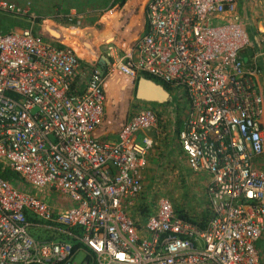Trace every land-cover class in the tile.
Instances as JSON below:
<instances>
[{
  "label": "built area",
  "instance_id": "1",
  "mask_svg": "<svg viewBox=\"0 0 264 264\" xmlns=\"http://www.w3.org/2000/svg\"><path fill=\"white\" fill-rule=\"evenodd\" d=\"M0 11L29 21L0 32V164L18 177H0V264H264V0H147L143 34L101 45L93 62L59 42L57 24L80 26L90 12L40 18L6 1ZM248 19L258 46L250 66ZM118 75L133 96L148 75L185 99L178 145L206 179L203 226L163 196L145 218L139 206L159 109L140 101L116 141L95 137L104 78ZM44 190L61 199L49 203ZM29 214L72 242L37 241Z\"/></svg>",
  "mask_w": 264,
  "mask_h": 264
},
{
  "label": "rangeland",
  "instance_id": "2",
  "mask_svg": "<svg viewBox=\"0 0 264 264\" xmlns=\"http://www.w3.org/2000/svg\"><path fill=\"white\" fill-rule=\"evenodd\" d=\"M0 1L13 3L22 10L29 9L30 12L35 13L40 18L53 17L55 10L57 9H59L61 14H65L68 10L64 11L62 8H65L66 6L68 8L69 4L73 5L75 3L74 0ZM146 1L147 0H134L130 7L126 8L122 14L118 16L113 26L108 23L106 19L110 13L114 12L109 10L111 0L101 2L76 0V5L84 10L83 13L87 10L91 12V15L87 16L86 19H84L83 24H81V26H89L90 29H66L61 36V41L73 48L76 53L80 55V58L92 61L90 48L93 50L95 47H99L98 43L102 41L103 37L110 39L109 35L112 33H110L109 30L112 26L113 30H115V28L118 30L117 35L121 32H124V35H128L126 39H132V35L142 28V9L143 3ZM65 3L69 4L66 5ZM253 5V3H249L247 5V9L253 7ZM101 14L102 16L99 18V15ZM253 15L254 14L249 12V16L253 17ZM98 19L99 21L97 23ZM16 21L17 19L12 16V14L9 15V13H3L0 11V32H6L7 30H11V28L13 29V27H16L18 25ZM96 25L102 27L104 30L97 32L101 29ZM252 29V21L248 19V31L246 30L247 34L245 32V39L248 43L246 51H252L255 48L258 50V46L256 45L253 37ZM83 34L85 36L94 35L95 38L92 43L93 47L90 43H88L89 45H87V47L83 44ZM44 36L50 39V36L47 33H45ZM126 44L127 43H125V45ZM100 47V54H104L105 47ZM118 79L121 80L120 87L117 86L115 90L116 93H108V96L111 99H114L115 97V116L119 115L124 117L130 110L131 106H133V102L137 104L133 112L140 110L143 103L138 101L135 96H133L131 90H121V88H126L128 86V80H124L120 75H118L117 80ZM167 91L170 95L168 102L163 104L151 103L154 109L160 110L158 113L159 136L157 144L153 147L148 156L147 168H145L143 172L144 192L140 198L139 206L144 210L150 208L152 203H156V200L163 196L170 200L175 211L178 209L194 219L195 222L201 223L208 205L205 193L206 179L203 176L195 175L189 171L190 169H188L185 165L184 160L180 155L177 137V129L181 127V121L184 120V113L182 114V117H180V113H182L183 109L186 110V101L182 97V94L175 92L173 89ZM116 119L119 120L122 118L117 117ZM40 194L41 197L46 196L48 202L52 204H56V201L61 199V197L55 198L56 195L50 196L45 190L41 191ZM147 215L148 214L146 213L144 218ZM38 223L41 224V226L37 225L33 227V233L36 235L42 234L40 233V229H44L42 222ZM81 257L82 254H80L76 259L78 260Z\"/></svg>",
  "mask_w": 264,
  "mask_h": 264
},
{
  "label": "crops",
  "instance_id": "3",
  "mask_svg": "<svg viewBox=\"0 0 264 264\" xmlns=\"http://www.w3.org/2000/svg\"><path fill=\"white\" fill-rule=\"evenodd\" d=\"M130 0H127V2L123 5H121L120 3H118L116 5V7L112 10V11H115L116 13L119 14V16L122 14V12L127 8L128 6V2ZM64 11H67V8L63 7L62 8ZM77 11L76 8H73ZM59 10V9H57ZM56 12V10H55ZM86 12H90L89 10H87ZM5 13V12H3ZM79 13H83V12H79ZM91 13V12H90ZM55 14V13H54ZM11 15V14H9ZM91 15V14H90ZM14 16V15H12ZM102 14L99 15V18H101ZM16 19H17V26L16 27H13V29H19V28H26V27H29V21H27L25 18H20L18 16H14ZM11 19V18H10ZM86 19V17H85ZM142 28L140 30H138L136 33H134L132 35V39L134 38H138L140 37L143 32H144V22H145V16L143 14V11H142ZM62 21V20H61ZM61 21H58L57 24H58V29L61 31L60 33L63 34L64 33V30H69V29H76V30H84V29H90L89 26H79L77 24H71V23H64ZM84 21V20H83ZM99 19L97 20V23H98ZM83 24V23H82ZM97 26V25H96ZM99 27L101 30L100 31H97V32H101L102 30V27L100 26H97ZM49 28V27H48ZM12 29V28H11ZM52 29V28H50ZM53 30V29H52ZM9 31V30H7ZM45 31L46 30V27H45ZM45 33H49L48 31L45 32ZM124 32H121L119 33V35L116 36V40L121 42V43H124L125 41L129 40V39H126V37H128V35H124L123 34ZM50 34V33H49ZM51 35V34H50ZM84 35V34H83ZM94 35H90V36H83V44H85V46L87 47V45H89L88 43H90V45L93 47V42H94ZM59 42H62L61 39L59 40ZM63 43V42H62ZM103 45V43L101 44ZM100 45V46H101ZM95 47V49H93V52L91 51V60L92 62L95 61L97 59V53L100 54V48L101 47ZM256 48L252 51H246L245 54L243 55V59L245 61V63L250 66L251 63H252V60H251V56L256 53ZM78 54V53H77ZM101 55V54H100ZM80 56V55H79ZM258 65L260 67V70H261V74L258 78L259 80V85H260V89H261V92L264 96V57H260L258 60ZM105 61H103L101 64L99 63L98 65V68L104 72V69H105ZM118 76H113V77H108V78H104V86H105V89L107 90V92L110 94V93H116L115 90H116V87H120V82L121 80H117ZM117 80V81H116ZM126 88H121V90H125ZM115 96V95H114ZM111 101V102H110ZM136 105L134 102H133V106H131L130 110L126 113V115L124 117H121L119 115L115 116V111H114V108H115V97L114 99L110 98L109 97V100L108 102L106 103L105 105V119H104V124L102 127H100L96 132H95V137H97L99 140L101 141H116L117 140V137H118V132H119V129H120V125H121V122H123L125 120V118L127 116L130 115L131 112L134 111V108H136ZM162 107V106H160ZM119 112V111H118ZM184 112V109L182 111V113H180V117H182V114ZM122 118V119H119L117 120L116 118ZM264 121V119H263ZM182 124H183V121H181V128H182ZM180 128V130H181ZM263 166L264 167V156L261 158V161H260V164H259V167Z\"/></svg>",
  "mask_w": 264,
  "mask_h": 264
},
{
  "label": "trees",
  "instance_id": "4",
  "mask_svg": "<svg viewBox=\"0 0 264 264\" xmlns=\"http://www.w3.org/2000/svg\"><path fill=\"white\" fill-rule=\"evenodd\" d=\"M74 1H75V3L73 5H70L69 3H65L66 5L69 4L68 8L66 6L67 10H69L71 8H76L78 10V12H84L83 9L79 8L76 5V0H74ZM126 2H127V0H117V3H120L121 5L125 4ZM133 2H134V0H130L128 2L127 8L130 7V5ZM118 16H119V14L116 13L115 11L113 13H110L108 15V17L106 18L107 19V22L110 23V24H112L114 26V24H115L114 22L118 18ZM40 21H41V19L38 20V22H40ZM113 26L109 30L110 33H112V34L109 35V38L110 39H108L107 37H103L102 41L100 43H98V46H100L102 43L103 44L115 43V44H117L119 46H122V45L125 44V43H121V42H119V41L116 40V36H117V31L118 30L116 28H115V30H113ZM145 77L151 79V77L148 76V75H145ZM179 128H181V127H179ZM179 128L177 129V133H179V131H180ZM0 177L3 178V179H6V180H11V181L12 180H18V177L14 173H12L9 169H4L1 164H0ZM154 204H155V202L151 204V207L150 208H147V209L143 210L142 213L150 214L153 211ZM175 212L179 216H181L183 219H187L188 221H193V219L191 217H189L186 213H183L182 211H179L178 209ZM27 218H28V221L33 222V223L40 222L36 217H34L31 214L27 215ZM206 218H207V214L205 212V215L203 216V219H202V222H203L201 224L202 226L204 225V222L206 221ZM33 227L30 228V233H31V235L37 241H40V242H42V241L49 242V241H53V240L54 241H61V240H63V241H71L72 242V240H71V238L69 236L63 235L62 233H60L58 231H55V230H52V229H48V228H46L44 226H43L44 227L43 230H41L39 228L40 229V233H42V234L36 235V234L33 233V231H34L33 230Z\"/></svg>",
  "mask_w": 264,
  "mask_h": 264
},
{
  "label": "water",
  "instance_id": "5",
  "mask_svg": "<svg viewBox=\"0 0 264 264\" xmlns=\"http://www.w3.org/2000/svg\"><path fill=\"white\" fill-rule=\"evenodd\" d=\"M46 30L51 34V36L55 38L60 37L59 33L55 30H52L48 27L46 28ZM90 50L93 52L91 48ZM135 98L139 101L146 103L163 104L168 102L170 95L169 92L165 89V87L161 84L156 83L152 79L142 77L137 83Z\"/></svg>",
  "mask_w": 264,
  "mask_h": 264
},
{
  "label": "bare ground",
  "instance_id": "6",
  "mask_svg": "<svg viewBox=\"0 0 264 264\" xmlns=\"http://www.w3.org/2000/svg\"><path fill=\"white\" fill-rule=\"evenodd\" d=\"M127 45H128V44H126V45L124 44V45H122L121 47H126ZM78 56H79V55H78ZM79 57H80V56H79Z\"/></svg>",
  "mask_w": 264,
  "mask_h": 264
},
{
  "label": "flooded vegetation",
  "instance_id": "7",
  "mask_svg": "<svg viewBox=\"0 0 264 264\" xmlns=\"http://www.w3.org/2000/svg\"><path fill=\"white\" fill-rule=\"evenodd\" d=\"M139 101V100H138Z\"/></svg>",
  "mask_w": 264,
  "mask_h": 264
}]
</instances>
